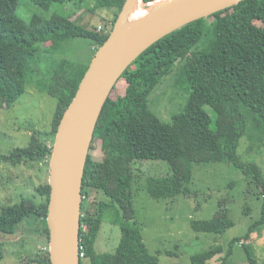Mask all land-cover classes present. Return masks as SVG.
Segmentation results:
<instances>
[{
	"label": "trees",
	"instance_id": "obj_1",
	"mask_svg": "<svg viewBox=\"0 0 264 264\" xmlns=\"http://www.w3.org/2000/svg\"><path fill=\"white\" fill-rule=\"evenodd\" d=\"M22 2L46 11L55 3L78 2L81 7L86 0ZM124 2L95 0V8L108 11L109 17L103 19V27L109 28L105 33L98 31L97 25L92 29L58 12L50 17L33 12L24 18L19 0H0V108L11 107L29 83L38 84L39 90L57 99L51 130H33L28 145L0 153V164L30 161L49 165L59 122L91 61L50 57L45 61L50 64L41 65V69V53L52 54L65 40L83 37L91 41L92 58L107 40ZM168 82L176 86L184 82L189 97L183 109L164 120L151 108L150 97L160 84ZM258 122L264 126V0H243L190 22L150 46L122 74L96 125L83 178L81 264L84 257L90 258L91 264H158L136 218V183L144 179L143 187L147 182L150 195L158 197L168 194L163 192L162 183L171 179L182 194H190L194 166L224 159L259 179V167L243 161L237 151L249 125ZM96 144H100L99 156L94 155ZM147 159L164 160L169 170L147 175L140 168L134 169L137 161ZM34 190V197H21L20 202L2 207L0 232L6 236L27 234L33 242L42 241L44 247L35 248L27 261L51 264L47 225L50 184L40 183ZM261 192L264 196V189ZM105 221L121 229L113 252L95 248ZM231 225L223 210L212 219L192 221L194 229L215 234H222ZM263 225L264 205L262 217L245 238ZM243 239L234 237L224 255L223 246L215 244L192 255L191 263L207 264L220 254L219 264H230L233 244L241 242L250 264H264L257 261ZM3 241L0 239V262Z\"/></svg>",
	"mask_w": 264,
	"mask_h": 264
},
{
	"label": "rangeland",
	"instance_id": "obj_2",
	"mask_svg": "<svg viewBox=\"0 0 264 264\" xmlns=\"http://www.w3.org/2000/svg\"><path fill=\"white\" fill-rule=\"evenodd\" d=\"M22 1L19 0L22 3L20 12L24 18L33 12H42L46 17L58 12L71 15L89 28L97 25L98 30L106 22L103 19L109 17L108 11L94 7L95 0H86L81 7L78 2L55 3L46 11ZM143 6L140 0L136 12H142ZM91 47V41L87 38H69L52 54H46L43 50L39 67L48 66L50 62L45 61L50 57H67L88 63L92 59ZM37 85L29 83L27 91L11 107L0 108V153H9L17 147L28 145L35 129L41 132L51 130L57 99L39 90ZM188 97L189 91L184 82L178 86L168 82L166 85L160 84L153 92L150 106L161 118L170 120L173 114L184 108ZM247 132L241 138L237 151L243 161L259 167V179L257 175L243 173L242 168L224 159L194 166L190 194H182L178 183L171 179L162 183L163 192L168 194L158 197L150 195L147 182L143 187L144 179L136 183L133 197L136 218L149 250L158 257V264H192V255L209 250L215 244L223 246L221 255H224L234 237H243L257 261L264 262V225L255 228L245 238L249 228L263 213L264 126L260 122L255 126L249 125ZM99 146L96 144L95 156L100 155ZM136 168L144 170L147 175H158L166 173L169 165L164 160L147 159L137 161L134 164ZM47 182L49 165L46 163H1L0 212L3 206L20 202L21 197H34L36 186ZM219 210L225 211L232 221V225L222 234L192 227L193 220L212 219ZM25 235L6 236L0 232V239L4 240V257L0 264H33L27 261L28 256L35 248L40 249L45 244L38 240L33 242V238H26ZM120 238V227L105 221L99 230L95 248L98 252H113ZM219 256L210 259L207 264H219ZM82 264H91V259L82 258ZM230 264H250L241 242L233 244Z\"/></svg>",
	"mask_w": 264,
	"mask_h": 264
},
{
	"label": "water",
	"instance_id": "obj_3",
	"mask_svg": "<svg viewBox=\"0 0 264 264\" xmlns=\"http://www.w3.org/2000/svg\"><path fill=\"white\" fill-rule=\"evenodd\" d=\"M125 0L59 122L49 160L51 264H81L83 178L102 109L126 69L150 46L195 20L243 0Z\"/></svg>",
	"mask_w": 264,
	"mask_h": 264
},
{
	"label": "built area",
	"instance_id": "obj_4",
	"mask_svg": "<svg viewBox=\"0 0 264 264\" xmlns=\"http://www.w3.org/2000/svg\"><path fill=\"white\" fill-rule=\"evenodd\" d=\"M98 31H104L105 33H107L109 31L108 27H103L102 25H100L98 27ZM82 248V247H81ZM84 255V253L81 251V257Z\"/></svg>",
	"mask_w": 264,
	"mask_h": 264
},
{
	"label": "bare ground",
	"instance_id": "obj_5",
	"mask_svg": "<svg viewBox=\"0 0 264 264\" xmlns=\"http://www.w3.org/2000/svg\"><path fill=\"white\" fill-rule=\"evenodd\" d=\"M136 15H139V13H135V16H136Z\"/></svg>",
	"mask_w": 264,
	"mask_h": 264
},
{
	"label": "crops",
	"instance_id": "obj_6",
	"mask_svg": "<svg viewBox=\"0 0 264 264\" xmlns=\"http://www.w3.org/2000/svg\"><path fill=\"white\" fill-rule=\"evenodd\" d=\"M263 231V230H262Z\"/></svg>",
	"mask_w": 264,
	"mask_h": 264
}]
</instances>
